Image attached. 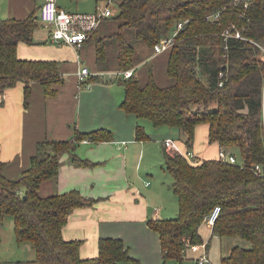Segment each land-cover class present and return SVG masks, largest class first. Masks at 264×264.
Wrapping results in <instances>:
<instances>
[{"label": "trees", "instance_id": "1", "mask_svg": "<svg viewBox=\"0 0 264 264\" xmlns=\"http://www.w3.org/2000/svg\"><path fill=\"white\" fill-rule=\"evenodd\" d=\"M118 9L117 29L102 36L96 29L86 41L94 42L99 71L134 67L132 75L119 78L124 85L119 107L136 116V138H149L141 122L146 118L156 126L177 129L185 150H191L199 124L207 125L208 143L218 145L215 158L195 161L163 151L178 212L147 219L158 234L162 261H181L190 245L204 242L199 228L220 205L212 235L220 240L237 236L246 243L231 244L228 253L220 254L219 264H264V51L255 43H264V0H248L246 6L244 0H120ZM229 25L240 30L241 37L225 38L222 31ZM39 26L44 25L36 10L22 19L0 18V93L22 82L25 105L31 82H38L45 96H55L65 82L58 61L17 56L18 42L34 43ZM109 37L117 49L113 60ZM169 37L173 44L166 49L165 68L170 82L159 84L150 66L145 78L139 76L133 39L154 51L156 43ZM84 139L112 140L113 133L105 126L89 131L74 127L69 138H44L17 179L6 177V162L0 161V224L10 216L17 244L28 242L34 250L32 259L16 264H141L120 237H100L97 255L81 257V240H66L62 228L74 208L91 206L96 199L77 189L39 192L45 182L56 183L64 153L78 166L96 163L75 153ZM221 148L236 161L220 159Z\"/></svg>", "mask_w": 264, "mask_h": 264}, {"label": "crops", "instance_id": "2", "mask_svg": "<svg viewBox=\"0 0 264 264\" xmlns=\"http://www.w3.org/2000/svg\"><path fill=\"white\" fill-rule=\"evenodd\" d=\"M43 1L0 0V18L22 19L32 10L38 14ZM33 41L32 44L18 42L17 56L21 59L58 61L65 82L59 86L55 96H45L42 86L31 82L26 105L22 82L0 93V161L6 162L4 174L10 179L19 178L29 165L36 143L44 138H69L74 127L80 131L103 126L110 128L112 140L93 142L84 139L75 147L74 151L80 158L96 163L78 166L71 161L69 153H64L56 183L49 193L44 194L77 189L83 196L96 199L91 206L74 208L62 228L66 240H81V257L97 255L98 239L109 236L120 237L129 254L141 264H160L162 251L159 237L149 228L147 219L161 218V213L172 200V178L168 177V171L163 167V151L172 153V149L166 147L163 141L155 144L150 140L160 128L144 125L149 138H136L137 118L119 107L124 95L115 94L107 81L110 79L89 83V87L81 89L75 74L78 68L76 50L72 45L53 42L45 26L34 30ZM80 59L81 65L99 71L92 40L84 43ZM197 126H204L207 133L206 124ZM169 128L177 135V139L170 138L178 142L180 133L173 127ZM162 130H167V127ZM207 146L218 150L215 143H208ZM207 151L204 148L193 153L199 159L216 157L208 156Z\"/></svg>", "mask_w": 264, "mask_h": 264}, {"label": "rangeland", "instance_id": "3", "mask_svg": "<svg viewBox=\"0 0 264 264\" xmlns=\"http://www.w3.org/2000/svg\"><path fill=\"white\" fill-rule=\"evenodd\" d=\"M107 0H57L58 4L62 6L64 9L70 11V12H79V13H88V12H94L97 9L103 8L106 4ZM120 0H111L109 3V7L112 11V14L108 18H104L100 22V26L98 28V35H107L109 33L114 32L117 29V20L115 18V15L118 13V2ZM1 15V13H0ZM38 28H42L38 27ZM92 36V35H91ZM111 40V42L109 41ZM90 40V39H89ZM115 39L113 37H109L107 40V49L108 54L111 60H113L116 57L117 49L114 44ZM133 44L135 46V56L134 60L136 61V73H138L139 76L145 78L148 74L149 66L152 68V71L154 72V75L156 76V79L159 84L165 85L170 82V78L168 77L166 73L165 68V62H166V53L167 51L164 50L160 53H153L154 51L151 49H148L140 40H137L136 38L133 39ZM153 53V54H152ZM114 68V67H113ZM116 69H113V71ZM145 76V77H144ZM67 78V77H66ZM121 76H115L112 74H109L107 71L104 75L100 76L98 79L99 81L104 82H110V86L113 87V90L115 94L117 95H124V85L122 82H119ZM107 79H110L107 80ZM98 80L92 81L90 83H96ZM107 80V81H105ZM89 86L83 85L81 89H86ZM80 90V89H78ZM143 125L150 126L151 128H160L154 137H151V141H155L156 143H161L160 141H164L165 137H174L177 139V135L174 132V130L170 129L168 125H154L151 120L142 118L141 119ZM73 126V125H72ZM167 127V130H162L163 127ZM74 127V126H73ZM198 127V126H197ZM196 127L195 133H194V142L191 149L193 152H199L202 151L204 148H206L207 155L208 156H215L217 152V148L207 146V133L205 131L204 126ZM162 137L158 138L160 135ZM181 143L178 142L180 148L182 150H185L187 147L184 144L183 139H179ZM155 156V155H154ZM157 155L155 156V158ZM239 159V158H238ZM164 167V166H163ZM171 174L168 171V177ZM165 176H163L164 178ZM172 178V176H171ZM54 182L52 180L47 181L46 184L43 185L42 188L39 189V192L41 194L49 193L50 188L53 187L52 185ZM170 195H172V200L170 204L164 209V212L161 213V218H169L176 216L178 212V204L176 201L175 193L170 190ZM212 227L210 225H207L206 223H203L199 231L203 237L204 242L208 243V257L209 261L204 262L202 264H219L220 254L228 253L229 248L231 247V244H245L246 242L237 236L224 238L223 240H220L215 235H212L210 228ZM230 246V247H229ZM33 249L29 245L28 242L17 244L14 230H13V222L12 218L10 216H6L4 218V221L2 224H0V263L5 262L6 264H12L13 262H16L17 260H26V258H33ZM198 253L192 251L191 249L187 250V254L181 259V261H176L174 259H168L166 261H162L160 264H200L196 261ZM21 258V259H18Z\"/></svg>", "mask_w": 264, "mask_h": 264}, {"label": "built area", "instance_id": "4", "mask_svg": "<svg viewBox=\"0 0 264 264\" xmlns=\"http://www.w3.org/2000/svg\"><path fill=\"white\" fill-rule=\"evenodd\" d=\"M110 1L111 0H107L103 8L88 13L70 12L63 7H60L57 0H44L40 6L39 19L48 29L49 38L57 44H70L76 50L78 68L76 69L75 74L80 86L89 85L90 82L86 81L89 76L104 75L106 73L104 71H92L86 65H81L80 50L83 48L89 35L98 28L101 20L111 16L112 11L109 7ZM247 4L248 0H244V6ZM218 14L219 13L214 16L218 17ZM183 23L184 21L179 22L177 28L179 29ZM222 35L225 38L229 36L241 37L240 30L236 29L234 25L225 27L222 31ZM255 43L263 49V44ZM172 44L173 37H169L166 40L156 43L154 45V53H160L169 48ZM133 72L134 67L124 70L109 71L108 73L115 75L116 77L121 76L122 78H127L132 75ZM163 143L166 147L172 149L173 152L180 153L191 161H195L197 158L191 150H182L178 142L170 137H166ZM218 157L229 162L236 161L235 155L223 148L219 150ZM148 183L149 182H147V184ZM219 212L220 205H215L205 217L206 224L212 226L219 215ZM189 249L198 253L196 257L198 263L202 264L209 261L206 242L192 244Z\"/></svg>", "mask_w": 264, "mask_h": 264}, {"label": "water", "instance_id": "5", "mask_svg": "<svg viewBox=\"0 0 264 264\" xmlns=\"http://www.w3.org/2000/svg\"><path fill=\"white\" fill-rule=\"evenodd\" d=\"M263 51H264V43H263Z\"/></svg>", "mask_w": 264, "mask_h": 264}]
</instances>
